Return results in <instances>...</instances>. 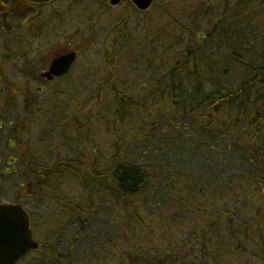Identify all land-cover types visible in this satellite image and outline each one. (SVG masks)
<instances>
[{"label": "rangeland", "instance_id": "rangeland-1", "mask_svg": "<svg viewBox=\"0 0 264 264\" xmlns=\"http://www.w3.org/2000/svg\"><path fill=\"white\" fill-rule=\"evenodd\" d=\"M109 1L61 0L45 9L29 53L40 58L47 48L67 44L79 53L70 75L30 92L34 104L28 114L20 95L0 97V108L8 102L0 131V172H11L0 174V202L34 213L33 235L42 246L21 264H141V258L154 264L164 262L163 256L194 264V251L200 264H264V216L259 235L254 214V208L264 210V189H259L264 151L232 138L225 128L207 131L203 123L175 115L164 101L169 91L161 85L181 65L178 56L190 44L187 31L210 32L226 0H154L144 13L130 0L115 8ZM237 1L231 0L230 7ZM199 8L209 11L205 17ZM53 11L63 23L61 17L53 25L46 22ZM233 39H240L238 31ZM8 77L11 83L25 81L11 71ZM18 128V137L12 136ZM115 156L145 176L148 185L134 201L114 206L72 177L46 184V199L34 192L44 185L40 168L52 167L57 159L78 161L77 176L92 188L81 165L87 172L108 171ZM89 196L97 201L93 208H88ZM74 203L86 210L80 214L83 223L73 215ZM215 208L231 212L221 225L227 243L217 252L198 239L205 230L206 238L212 236L205 226ZM232 231L239 240L230 236ZM228 244L234 252L225 255Z\"/></svg>", "mask_w": 264, "mask_h": 264}, {"label": "trees", "instance_id": "trees-1", "mask_svg": "<svg viewBox=\"0 0 264 264\" xmlns=\"http://www.w3.org/2000/svg\"><path fill=\"white\" fill-rule=\"evenodd\" d=\"M230 1L226 0L227 5L224 6L225 11L218 24H213L207 34L194 35L185 29L191 35L190 44L185 52L178 56V61H182L181 65H177L167 78L161 81V85L166 86L169 91L164 101L172 108L173 113L183 120H192L196 125L203 123L207 131L213 129L214 132L215 127L226 129V132H231L232 138L240 137L239 140H243L251 149L259 148L264 151V133L262 138H259V129L262 126L264 132V0H238L234 7H230ZM207 9L210 10L208 7ZM207 9L199 8L197 12L205 17L209 12ZM241 30L243 33L239 32ZM237 31L240 39L234 40ZM23 125H26V122ZM247 128L250 129L249 134L246 133ZM20 132L21 129L18 128L15 137H18ZM238 133L242 136L237 135ZM245 134L250 137L246 139ZM20 152L26 157L24 148H21ZM115 159L117 160V156L113 157L114 166L108 171L91 169L87 172L86 166L81 165L86 169L84 175L91 181L92 188L86 187L84 178L77 176V165L80 164L78 161L65 158L56 161L52 167L42 166L39 172L42 173L40 177L43 178L44 185L37 186V194L44 199L46 195L43 188L46 184L55 181L60 184L61 181L57 180L72 177L80 180L85 191L91 189L93 194H97L95 197L101 199L102 195L114 206L116 203L134 201L142 195L148 185L146 179L144 180L145 176L138 167L121 163L120 160L116 162ZM259 184L262 191L264 180ZM96 203V199L89 196L88 208H93ZM70 206L73 204L70 203ZM74 209L77 213L73 215H78V221L82 222L80 214L86 210L75 203ZM215 209L217 212L205 226L212 236L206 238L205 230L200 233L198 239L200 245L202 243L203 247L215 249L217 252L227 243L226 235L221 236V225L222 222L226 223L225 218L227 215L230 217L231 212L223 208ZM254 210V214L258 216L256 229L259 234L263 230L261 221L264 210ZM198 212L205 219L204 212ZM230 236L239 240L237 231L230 232ZM230 246L226 245L225 255L234 252ZM256 252L259 253V249ZM256 252L253 257L257 255ZM204 255L205 252L201 250V258ZM196 256V251L192 252V257ZM163 257L166 259L164 262L154 260V264L178 263L177 259L172 261L174 258ZM195 258L193 263L200 264ZM139 262L152 264L145 258H141Z\"/></svg>", "mask_w": 264, "mask_h": 264}, {"label": "flooded vegetation", "instance_id": "flooded-vegetation-1", "mask_svg": "<svg viewBox=\"0 0 264 264\" xmlns=\"http://www.w3.org/2000/svg\"><path fill=\"white\" fill-rule=\"evenodd\" d=\"M60 1L61 0H50L47 3H34L31 0H0V97L6 99V94L15 96L20 95L23 99V109L26 114L30 112V106L34 104V99L30 92L41 91L42 87H38L41 83L50 85V83L68 77L73 67L72 66L67 73L60 77L53 75H51L50 78L45 77V75L49 73L53 61L72 53L73 49L69 50V46H64L67 44L60 47L52 46L47 48L46 53L41 55L40 58H38L39 56H31L29 53V50H31L30 38L32 39V36H34L32 32L41 33L40 30H35L39 18L43 16L45 9L52 7V5ZM111 1L112 0L109 1V4L112 8L124 7L127 6L128 3V1L124 2L123 0H117V5L113 6ZM129 2L134 10L141 13L149 11L153 5L152 3L148 10L142 11L135 6L132 0ZM56 13V11L48 13V20L46 22H50L49 25H53V19L58 20L59 17H61V15L53 17ZM60 23H63L62 17ZM21 30L26 31L22 33ZM39 36L40 34H37V37ZM8 71H11L15 78H23L25 81H21L19 84L17 82L11 83L8 77ZM23 93H25V95ZM7 107L8 102L5 106L6 110ZM5 109L0 108V131L4 124L3 121H6L8 117V113ZM8 123L11 125V122ZM21 123L22 122L19 124ZM15 132L16 130L13 131V129L10 131L11 135L14 137L16 135ZM11 141L12 139H9L8 142L10 148H13L14 145ZM9 165L10 164H8V166ZM5 173L9 174L11 172L9 169H3L0 172V174Z\"/></svg>", "mask_w": 264, "mask_h": 264}, {"label": "water", "instance_id": "water-1", "mask_svg": "<svg viewBox=\"0 0 264 264\" xmlns=\"http://www.w3.org/2000/svg\"><path fill=\"white\" fill-rule=\"evenodd\" d=\"M34 3H45L50 0H31ZM132 2L141 10H147L152 0H132ZM117 0H112L113 6L117 5ZM76 54L72 52L69 55L62 56L53 61L49 73L60 77L67 73L74 63ZM39 246L33 240L30 230L29 217L20 206L0 205V264H16L24 257L37 249Z\"/></svg>", "mask_w": 264, "mask_h": 264}]
</instances>
